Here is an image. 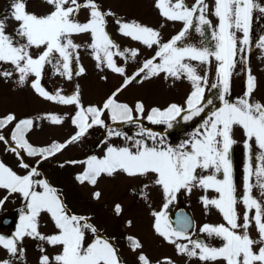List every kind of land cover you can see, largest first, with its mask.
<instances>
[{
  "label": "snow or ice",
  "instance_id": "1",
  "mask_svg": "<svg viewBox=\"0 0 264 264\" xmlns=\"http://www.w3.org/2000/svg\"><path fill=\"white\" fill-rule=\"evenodd\" d=\"M152 4L161 18L155 24L105 0H8L0 11V84L29 91L33 102L65 106L24 112L5 106L0 90V148L16 158V166L0 158V208L20 202L14 230L0 233V264H30L27 241L38 251L35 264H264V95H256L262 81L252 66L254 48L264 60V0ZM169 22L179 27L165 35ZM82 52L99 83L106 85L109 73L118 77L98 100H85ZM237 72L245 74V86L233 96ZM52 78L59 83L50 88ZM183 83L181 100L161 103L140 91ZM133 87L137 93L125 97ZM180 121L193 122L191 130L169 139L165 129ZM66 124L63 136L36 138ZM96 127L103 130L99 152L63 157ZM237 131L245 154L239 182L232 156ZM48 160L72 167V182L87 190L84 203L70 200L65 184L43 172ZM106 180L122 182L146 209L151 234L171 254L153 256L145 238L128 231L137 220L123 199L110 208L102 203ZM194 193L204 214L218 212L220 222L198 224L183 208L172 214L179 196ZM98 207L122 220L120 233L109 231Z\"/></svg>",
  "mask_w": 264,
  "mask_h": 264
},
{
  "label": "rangeland",
  "instance_id": "2",
  "mask_svg": "<svg viewBox=\"0 0 264 264\" xmlns=\"http://www.w3.org/2000/svg\"><path fill=\"white\" fill-rule=\"evenodd\" d=\"M105 2L117 7L121 12H125L128 15H135L149 23L155 24L158 23V21L161 19L156 9L153 7L152 0H105ZM189 2H191V0H189ZM7 3L8 0H0V11H3L5 9ZM82 18H83V14H82ZM178 27H179L178 24H173L172 22H169L167 25H165L164 28L165 35L175 32ZM253 27H254V32L258 31L255 23ZM110 30L114 32V29L111 26H110ZM192 35L193 38L198 37V34H196L194 30H192ZM208 42L212 43L210 39L208 40ZM259 52L260 50L258 48H254L252 55L253 71L260 77L262 81V87L257 91L256 93L257 96L264 95V60L261 59ZM82 62L89 70L87 76L78 77V79H80V81L84 85L85 100H98L108 87H111L113 84L117 82L118 77H115L111 73H109L108 83L106 85L101 84L97 81L96 69L94 68L93 60L86 53L83 52H82ZM244 82H245L244 73L237 72L236 74H234V81L232 86L233 96L239 95L242 92L245 86ZM58 83L59 81H57L56 78L47 80V85L50 88ZM63 83L66 89H70L72 86L70 81H63ZM187 87H188L187 83H183L175 89H165L163 86L153 87L150 85H145L143 89H140V91L146 93L150 99L163 103L169 99L181 100L185 91L187 90ZM0 90H3L5 93H7V101L5 106L19 107L24 112H30L34 108H38V107L65 108V106L53 105L47 102H39V103L33 102L29 91L22 93L8 92L7 86L3 84H0ZM137 91L138 89L136 87H133L130 88L124 95L125 97L130 99L133 95L137 93ZM194 120L198 122V118H194ZM145 123L147 124L148 122L145 121ZM192 123L193 122L191 121L189 122L180 121L178 125L175 126L173 129H165L166 131L171 133L169 139L178 141L179 139L183 138L187 134V132L191 130L190 126H192ZM150 126L156 127L158 129L164 128V126L162 125H150ZM70 128L71 126L68 124H66L63 128H59V129L45 128L44 131L42 133H39L36 138L43 139L49 134L63 136L66 134L67 131L70 130ZM90 131L92 133L90 136H88L82 143L71 146L66 152L63 153V157L80 158L91 151L99 152L102 146H98L97 141L100 138L103 130L96 127ZM0 158H4L7 162L12 164L13 166H16L15 156L11 153L3 152L2 148H0ZM60 158L62 157L57 156L54 157L53 159H60ZM42 166L43 167L47 166L46 169L42 168V170L55 182L65 184L68 190L70 200L78 204L84 203V198L87 195V190L76 186L72 182V177H71L72 167L66 166L64 169H61L57 164L52 163L51 160L42 162ZM102 186L104 187L106 193V199L102 203H107L110 208L111 201L113 199L120 198L125 201L128 212L133 213L136 216V220H137L134 228L128 229V231L138 232L141 236H143L146 240V247L153 256H158L159 254L162 253H166V254L172 253V249L170 246L159 244V237H155L151 234V230L148 225V217H147L146 209H144L142 205H138L134 203L132 198L127 196V193L125 191L122 182H118V181L113 182L106 180L102 182ZM196 197L197 196L195 193L190 197L187 196L186 203L188 207L193 211V213L196 214V217L199 219V214L197 210L199 208V205ZM19 203H20L19 201L9 200L5 203L3 208H0V233L5 232L10 234L14 230L15 223L10 227H4L1 224V220L6 215L16 218L18 215ZM174 205L175 202H173V205H170V210ZM97 210L100 213L101 218L108 224L109 231H116L117 233L121 232L122 220L121 221L114 220L109 214V209L98 207ZM26 243L28 245L29 262L30 264H35L38 251L33 247V242L27 241ZM2 254L3 252L2 250H0V255ZM128 255L129 258H131V254L129 253ZM192 264H195V261H193Z\"/></svg>",
  "mask_w": 264,
  "mask_h": 264
},
{
  "label": "flooded vegetation",
  "instance_id": "3",
  "mask_svg": "<svg viewBox=\"0 0 264 264\" xmlns=\"http://www.w3.org/2000/svg\"><path fill=\"white\" fill-rule=\"evenodd\" d=\"M236 140H237V143L233 145L232 156H233V161H234V167L236 170V177L239 182L240 178L243 175V162H244V156H245L244 147L242 143L243 136L239 131H237ZM198 205H199V208L197 209L198 214H199V219H197L198 224L202 223L205 219H207L209 222H220L221 221L222 218L220 217L218 212L213 211L212 214L205 215L199 202H198ZM213 243H215V241H213Z\"/></svg>",
  "mask_w": 264,
  "mask_h": 264
},
{
  "label": "water",
  "instance_id": "4",
  "mask_svg": "<svg viewBox=\"0 0 264 264\" xmlns=\"http://www.w3.org/2000/svg\"><path fill=\"white\" fill-rule=\"evenodd\" d=\"M177 207L175 208V210L172 212L173 215H175V212L177 210V208H183L185 209L186 211H189V209L185 206L184 204V201H183V195L179 196L178 197V200H177ZM190 212V211H189ZM191 213V212H190ZM192 214V213H191ZM193 215V214H192ZM13 218L11 216H6L3 218L2 220V224L5 225V226H10L12 223H13Z\"/></svg>",
  "mask_w": 264,
  "mask_h": 264
},
{
  "label": "trees",
  "instance_id": "5",
  "mask_svg": "<svg viewBox=\"0 0 264 264\" xmlns=\"http://www.w3.org/2000/svg\"><path fill=\"white\" fill-rule=\"evenodd\" d=\"M42 168L46 169V168H47V166H44V167L42 166ZM16 218H17V217H16Z\"/></svg>",
  "mask_w": 264,
  "mask_h": 264
}]
</instances>
